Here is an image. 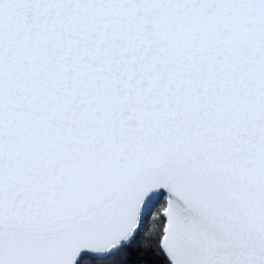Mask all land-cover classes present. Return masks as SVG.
<instances>
[{
    "label": "snow or ice",
    "instance_id": "1",
    "mask_svg": "<svg viewBox=\"0 0 264 264\" xmlns=\"http://www.w3.org/2000/svg\"><path fill=\"white\" fill-rule=\"evenodd\" d=\"M0 264H264V0H0Z\"/></svg>",
    "mask_w": 264,
    "mask_h": 264
}]
</instances>
